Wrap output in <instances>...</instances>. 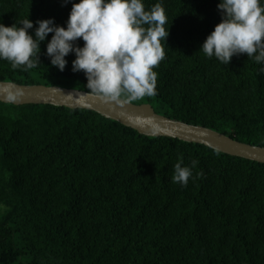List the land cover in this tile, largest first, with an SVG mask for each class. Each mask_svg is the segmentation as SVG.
Listing matches in <instances>:
<instances>
[{"label": "trees", "instance_id": "1", "mask_svg": "<svg viewBox=\"0 0 264 264\" xmlns=\"http://www.w3.org/2000/svg\"><path fill=\"white\" fill-rule=\"evenodd\" d=\"M72 2L0 0V22L29 18L34 33L53 17L66 27ZM219 2L162 0L169 35L157 95L132 103L264 147L261 65L199 50L222 19ZM51 36L37 68L0 60V81L89 91L74 53L64 71L51 65ZM181 157L199 161L186 187L172 181ZM0 264H264V163L146 135L94 109L0 100Z\"/></svg>", "mask_w": 264, "mask_h": 264}, {"label": "clouds", "instance_id": "2", "mask_svg": "<svg viewBox=\"0 0 264 264\" xmlns=\"http://www.w3.org/2000/svg\"><path fill=\"white\" fill-rule=\"evenodd\" d=\"M69 0H65V4ZM221 21L206 37L199 50L211 59L228 65L234 55L246 53L264 73V0H220ZM168 17L162 0L146 8L144 0H78L72 2L66 27L55 18H26L6 26L0 22V60L13 70L28 71L40 63L41 43L52 66L64 71L74 53L72 71L87 78L85 94L105 103L126 107L133 101L157 95L158 73L154 68L166 57ZM84 41L79 46L77 41ZM168 46V45H167ZM7 99L20 94L5 87ZM153 126V131H157ZM199 161L184 165L179 158L172 181L186 187ZM199 175H202L200 173Z\"/></svg>", "mask_w": 264, "mask_h": 264}, {"label": "water", "instance_id": "3", "mask_svg": "<svg viewBox=\"0 0 264 264\" xmlns=\"http://www.w3.org/2000/svg\"><path fill=\"white\" fill-rule=\"evenodd\" d=\"M13 93L17 89L20 94L13 101L7 99L3 88ZM86 91L61 89L44 85L25 86L12 82L0 81V100L16 105L23 104H55L70 108L94 109L126 126L150 136H170L189 142L202 143L225 153L264 163V147H256L241 143L233 138L207 128L174 121L158 114L151 104L130 103L126 107L105 103L99 98L86 95ZM153 126L157 131H153Z\"/></svg>", "mask_w": 264, "mask_h": 264}]
</instances>
